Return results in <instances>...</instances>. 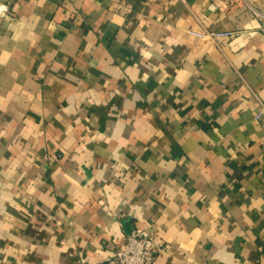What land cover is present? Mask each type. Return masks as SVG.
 Here are the masks:
<instances>
[{"label": "crops", "instance_id": "crops-1", "mask_svg": "<svg viewBox=\"0 0 264 264\" xmlns=\"http://www.w3.org/2000/svg\"><path fill=\"white\" fill-rule=\"evenodd\" d=\"M262 27L264 0H0V264H114L128 228L154 264H264Z\"/></svg>", "mask_w": 264, "mask_h": 264}, {"label": "built area", "instance_id": "built-area-1", "mask_svg": "<svg viewBox=\"0 0 264 264\" xmlns=\"http://www.w3.org/2000/svg\"><path fill=\"white\" fill-rule=\"evenodd\" d=\"M261 31L264 33V27ZM191 35L203 41L232 40L235 37L233 32L221 31L193 32ZM262 114H264V105L255 119H259ZM156 250H158L157 243L149 235L134 230L126 237L114 240L111 258L114 264H154Z\"/></svg>", "mask_w": 264, "mask_h": 264}, {"label": "water", "instance_id": "water-1", "mask_svg": "<svg viewBox=\"0 0 264 264\" xmlns=\"http://www.w3.org/2000/svg\"><path fill=\"white\" fill-rule=\"evenodd\" d=\"M125 224H127V223H125ZM123 226H125V225L123 224ZM131 231H132L131 228H128L127 230L125 229V232L127 235H129Z\"/></svg>", "mask_w": 264, "mask_h": 264}]
</instances>
